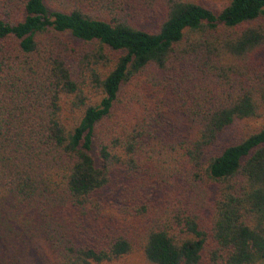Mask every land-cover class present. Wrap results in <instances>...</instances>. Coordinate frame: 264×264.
I'll return each instance as SVG.
<instances>
[{"label": "trees", "instance_id": "trees-1", "mask_svg": "<svg viewBox=\"0 0 264 264\" xmlns=\"http://www.w3.org/2000/svg\"><path fill=\"white\" fill-rule=\"evenodd\" d=\"M202 1L0 0V264H264V0Z\"/></svg>", "mask_w": 264, "mask_h": 264}, {"label": "rangeland", "instance_id": "rangeland-1", "mask_svg": "<svg viewBox=\"0 0 264 264\" xmlns=\"http://www.w3.org/2000/svg\"><path fill=\"white\" fill-rule=\"evenodd\" d=\"M203 5L212 9L215 12L221 11L226 5V0H203ZM263 123L260 121L257 122H237L234 126H232L228 132H226L221 137V143L223 145H227L231 142H234L241 138L242 135L249 131H257L262 127ZM133 264H140L138 259L132 260Z\"/></svg>", "mask_w": 264, "mask_h": 264}]
</instances>
